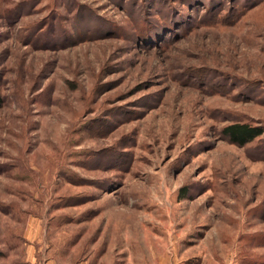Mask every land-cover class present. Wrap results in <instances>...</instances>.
Returning a JSON list of instances; mask_svg holds the SVG:
<instances>
[{"label": "rangeland", "instance_id": "1", "mask_svg": "<svg viewBox=\"0 0 264 264\" xmlns=\"http://www.w3.org/2000/svg\"><path fill=\"white\" fill-rule=\"evenodd\" d=\"M0 264H264V0H0Z\"/></svg>", "mask_w": 264, "mask_h": 264}, {"label": "trees", "instance_id": "2", "mask_svg": "<svg viewBox=\"0 0 264 264\" xmlns=\"http://www.w3.org/2000/svg\"><path fill=\"white\" fill-rule=\"evenodd\" d=\"M1 106V98H0ZM221 133L227 140L239 147L252 142L254 139L263 136L264 128L261 125H250L248 123L234 122L224 126Z\"/></svg>", "mask_w": 264, "mask_h": 264}, {"label": "crops", "instance_id": "3", "mask_svg": "<svg viewBox=\"0 0 264 264\" xmlns=\"http://www.w3.org/2000/svg\"><path fill=\"white\" fill-rule=\"evenodd\" d=\"M50 264H54V263L50 262Z\"/></svg>", "mask_w": 264, "mask_h": 264}]
</instances>
